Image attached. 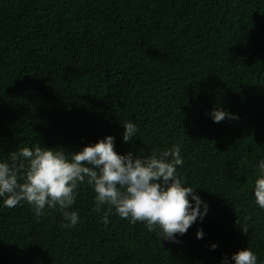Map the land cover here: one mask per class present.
Returning <instances> with one entry per match:
<instances>
[{"label":"trees","instance_id":"16d2710c","mask_svg":"<svg viewBox=\"0 0 264 264\" xmlns=\"http://www.w3.org/2000/svg\"><path fill=\"white\" fill-rule=\"evenodd\" d=\"M214 107L236 118L214 123ZM126 121L139 129L131 144ZM108 135L118 154L179 143L178 175L208 204L204 219L179 243L114 210L105 226L108 208L85 182L76 227L62 226L59 208L0 206V264H222L246 247L264 261L253 200L264 0H0V159L33 145L77 152Z\"/></svg>","mask_w":264,"mask_h":264},{"label":"clouds","instance_id":"9594fccd","mask_svg":"<svg viewBox=\"0 0 264 264\" xmlns=\"http://www.w3.org/2000/svg\"><path fill=\"white\" fill-rule=\"evenodd\" d=\"M214 123L236 118L233 114L214 107L209 113ZM122 140L134 143L139 131L137 125L126 121ZM181 145L174 144L150 155H134L131 151L118 154L115 137L105 136L77 152H65L41 145L22 147L0 159V206L12 208L25 202L34 215L41 216L45 209L62 211L64 228L76 227L78 210L76 189L87 182L95 193L97 208L107 206L100 221L107 226L113 210L130 224L143 223L149 232L156 231L162 240L179 243L199 218L207 215L208 204L192 186H185L177 167L184 165ZM253 181L254 203L264 210V158L256 164ZM247 233V229H243ZM204 232L198 229L197 239ZM212 250L218 245L213 243ZM222 264H258V257L249 247L238 250ZM259 264H264L260 261Z\"/></svg>","mask_w":264,"mask_h":264}]
</instances>
